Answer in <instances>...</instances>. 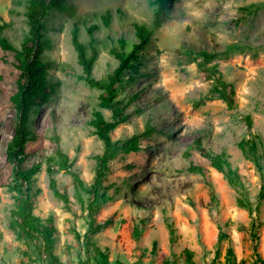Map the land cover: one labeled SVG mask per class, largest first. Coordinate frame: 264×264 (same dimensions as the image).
I'll use <instances>...</instances> for the list:
<instances>
[{
    "label": "rangeland",
    "instance_id": "374dc122",
    "mask_svg": "<svg viewBox=\"0 0 264 264\" xmlns=\"http://www.w3.org/2000/svg\"><path fill=\"white\" fill-rule=\"evenodd\" d=\"M14 1L0 0V17L8 23L0 37L19 47L27 25L24 1ZM154 1H73L79 15L112 11L108 26L101 18L86 22L99 25L93 35L105 43L99 46L92 77L103 79L118 66L110 49L119 47V37L130 48L133 22L150 24ZM72 20L64 13L46 18L53 46L43 57L53 62L48 77L59 86L47 103L32 107L28 129L35 138L26 142L20 164L24 169L38 166L32 213L52 217L50 248L10 227L18 193L12 187L16 162L7 158V145L17 121L10 97L18 71L12 53L0 46V264H52L51 256L60 264H229V257L235 264H264V198H257L264 182V0H169L160 28L137 51L132 68L123 71L116 98L127 120L111 131V139L121 145L146 124L156 131L139 139L138 152H119L98 178L95 220L111 223L93 241L106 254L105 263L92 249L85 250L83 240L92 194L76 190L72 177L56 166L64 153L89 189L96 175L94 157L103 151L90 120L96 109L106 119L111 116L110 109L98 106L102 90L77 77L84 73L71 43ZM86 37L81 26V39ZM203 43L218 53L207 63L188 53ZM211 67L233 86L231 105L217 96L207 72ZM220 153L239 173L241 185L230 186L210 165L208 155ZM50 165L68 204L49 188ZM190 165L203 167L204 173L190 172ZM241 193L251 211L237 205ZM184 250L191 252L190 263Z\"/></svg>",
    "mask_w": 264,
    "mask_h": 264
},
{
    "label": "trees",
    "instance_id": "16d2710c",
    "mask_svg": "<svg viewBox=\"0 0 264 264\" xmlns=\"http://www.w3.org/2000/svg\"><path fill=\"white\" fill-rule=\"evenodd\" d=\"M24 1V16L27 25V32L23 36L19 47L11 44L5 37H0V46L3 51L12 53L13 64L18 71L17 75V89L10 97L14 105L17 121L14 128V133L7 145V158L9 161H15L16 164L12 167L13 181L12 187L17 191L15 208L11 211L10 227H18L21 233L27 237H38L43 241L44 248H50L54 242L53 234L55 229L52 224V217L41 219L32 213L33 201L32 197L39 192V189L34 186L33 174L38 171V166L34 165L29 168H20L22 162V155L25 151V144L28 140L35 138L28 129L29 113L33 106H42L47 103L51 96L58 90V83L53 82L48 77V70L52 68L53 62L43 57V52L53 46L52 39L46 35L47 25L46 18L53 13H64L72 18L71 29V43L77 54V62L81 66L84 75H78L79 79H83L89 87L101 89L99 94L98 106L111 110L110 119H106L100 109L93 111V117L90 124L93 127V134H95L103 143V151L94 157L96 161V175L94 183L89 189L84 187V181L79 174L71 169L72 162H68V157L64 153H59V161L57 163L58 170H64L73 179L76 190L85 191L92 194L93 198L88 199V226L83 235L85 250L92 249L96 254L100 255L102 261H107V256L93 241V235L98 233L102 228L111 223L110 219L104 222H97L95 214L100 206L96 203L98 193L96 186L98 178L103 176V171L108 168V162L114 159L119 152L128 154L130 152H138L141 149L139 144L140 138L150 137L155 131L156 127L151 124H146L142 132L135 133L127 138L121 145L111 139L110 133L119 124L127 120V115L123 113L121 103L116 98L118 92V85L123 82V71L132 68L131 61L135 60L137 51L143 49L152 39L155 32L162 24V14L165 6L169 0H155V8L153 10L152 22L138 23L133 22L135 41L131 44L129 49H126V40L123 37L117 39L118 48H111L110 52L118 60V66L113 69L105 78L95 79L91 75L92 67L99 54V46H104L103 40L95 37L94 31L99 29L97 23L86 25L90 19L101 18L104 26H108L111 20L112 11L109 8L104 10L86 12L82 15L76 13V6L74 0H23ZM19 4L20 1H14ZM118 13L121 11L116 9ZM8 26V23L3 21L0 17V33ZM81 26L85 28L87 37L86 40L81 39ZM188 53L194 58L200 57L202 63L211 61L218 53L213 51L207 43H203L201 48L197 51L188 50ZM207 72L214 79V88L217 96L223 99L228 105L232 104L233 86L225 82L221 78L220 72L211 67ZM200 101L195 102L198 105ZM248 124L250 122L248 121ZM198 142L200 140H197ZM250 147L255 149V143L249 141ZM243 142L239 143L242 148ZM210 165L218 172H220L226 179L230 186L241 185L239 173L233 169L227 160L224 153L208 155ZM190 172L204 173V168L199 165H190L188 167ZM49 175V188L55 198L69 203L68 195L65 191L57 187L56 180L52 175L51 165L46 169ZM258 201L264 198V182L261 184L258 193ZM237 205L251 211V202L245 198L241 193L236 199ZM169 228L170 240H173V228L170 224ZM76 237L79 234L76 233ZM229 254L232 256L231 250ZM185 260L190 263L191 252L184 250ZM229 264H235L231 257L228 258ZM52 264H60L56 256H51ZM80 264H87L86 261ZM120 264V263H118Z\"/></svg>",
    "mask_w": 264,
    "mask_h": 264
}]
</instances>
